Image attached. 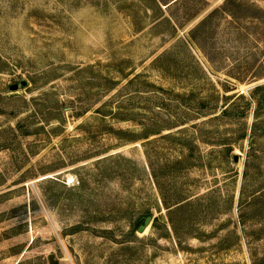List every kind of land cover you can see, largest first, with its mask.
Returning a JSON list of instances; mask_svg holds the SVG:
<instances>
[{
  "label": "rangeland",
  "instance_id": "rangeland-1",
  "mask_svg": "<svg viewBox=\"0 0 264 264\" xmlns=\"http://www.w3.org/2000/svg\"><path fill=\"white\" fill-rule=\"evenodd\" d=\"M261 84L264 0H0V264L264 263Z\"/></svg>",
  "mask_w": 264,
  "mask_h": 264
},
{
  "label": "trees",
  "instance_id": "trees-1",
  "mask_svg": "<svg viewBox=\"0 0 264 264\" xmlns=\"http://www.w3.org/2000/svg\"><path fill=\"white\" fill-rule=\"evenodd\" d=\"M263 91V93L261 94L260 92ZM254 98L256 99V102L259 104V109H261V107L264 106V84H261V85H258L256 88H255V91H254ZM228 110L227 108L225 110H223V113L224 114H227ZM243 137H246V134L243 135ZM231 149H227V151L230 152ZM161 188V186H160ZM165 199V198H164ZM165 201V200H164ZM170 208V207H169ZM172 211V209H170ZM238 264V263H236ZM253 264H257V263H253ZM264 264V263H262Z\"/></svg>",
  "mask_w": 264,
  "mask_h": 264
},
{
  "label": "water",
  "instance_id": "water-1",
  "mask_svg": "<svg viewBox=\"0 0 264 264\" xmlns=\"http://www.w3.org/2000/svg\"><path fill=\"white\" fill-rule=\"evenodd\" d=\"M151 219H152V217H147L146 218V224H149L150 223V221H151ZM145 229V227L144 226H142L141 228H140V230H144ZM48 260H49V263L50 264H59V261L58 260H56L55 259V255L54 254H50L49 256H48Z\"/></svg>",
  "mask_w": 264,
  "mask_h": 264
}]
</instances>
